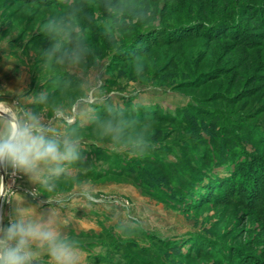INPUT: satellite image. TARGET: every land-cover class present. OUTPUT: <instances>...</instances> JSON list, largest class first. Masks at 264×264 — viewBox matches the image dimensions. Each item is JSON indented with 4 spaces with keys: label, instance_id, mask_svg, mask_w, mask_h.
<instances>
[{
    "label": "rangeland",
    "instance_id": "obj_1",
    "mask_svg": "<svg viewBox=\"0 0 264 264\" xmlns=\"http://www.w3.org/2000/svg\"><path fill=\"white\" fill-rule=\"evenodd\" d=\"M98 2L91 11L100 24L106 13ZM147 2L151 16L117 37L121 53L98 28L85 29L104 58L106 84L125 107L136 78L131 58L144 60L139 115L151 118L156 144L133 158L86 131L78 169L85 177L78 178L94 186L93 209L103 219L78 239L86 264H264V20L241 14L256 9L264 17V0ZM63 6V0H0V41L12 37L0 47L1 101L42 90L47 74L39 49L48 42L39 27ZM219 16L233 20L225 25L229 35L169 40L197 18ZM70 95L57 99L66 103ZM0 176L6 181L3 170ZM73 186L69 179L60 191ZM118 224L125 230L117 232Z\"/></svg>",
    "mask_w": 264,
    "mask_h": 264
},
{
    "label": "clouds",
    "instance_id": "obj_2",
    "mask_svg": "<svg viewBox=\"0 0 264 264\" xmlns=\"http://www.w3.org/2000/svg\"><path fill=\"white\" fill-rule=\"evenodd\" d=\"M102 3L106 16L100 24L91 11L93 6L99 8L98 0H63L61 10L44 16L39 31L48 46L39 49L40 66L47 74L42 90L28 96L21 90L20 99L12 104L0 101V170L27 176L38 185L29 195L45 194L47 203L55 205L46 213L38 212L0 176V197L10 204L15 201L7 226L0 214V264H86L82 245L70 231L73 206L90 209L97 200L94 186L77 175L86 159V131L90 129L111 152L133 158L156 147L151 118L139 115L144 60L131 58L129 66L136 78L130 81L126 95L131 103L125 107L120 92L106 84L104 58L94 38L85 33L95 26L109 48L121 53L117 37L145 22L151 6L147 0ZM11 38L0 41V47H8ZM65 93H72L66 103L57 99ZM69 179L73 190L64 194L60 186ZM124 230V224L117 225V232Z\"/></svg>",
    "mask_w": 264,
    "mask_h": 264
},
{
    "label": "crops",
    "instance_id": "obj_3",
    "mask_svg": "<svg viewBox=\"0 0 264 264\" xmlns=\"http://www.w3.org/2000/svg\"><path fill=\"white\" fill-rule=\"evenodd\" d=\"M78 174L79 171L77 172V175ZM4 184L6 186H10L13 192L24 197L25 205L31 204L37 206L38 212L46 213L50 209V207L55 206L47 203V196L45 194H41L35 198L29 195L30 191L38 188V185L31 183L28 177L24 176L23 174L18 173L17 178H14L11 175V169H9L8 172L6 173V181H4ZM68 193H64V194H68ZM0 206H1L0 214L3 215V224L7 226L9 222L10 214L13 212L15 206V201H13L10 204L7 201H5L2 197H0ZM70 215L72 220L70 231L71 234L75 236L77 239H80L83 233H88L91 232L92 230L96 232L97 224H100V222L103 221V219L97 217L93 209V206L90 209H77L75 208V206H73V210ZM84 253L87 260L88 253L86 254L85 251Z\"/></svg>",
    "mask_w": 264,
    "mask_h": 264
},
{
    "label": "trees",
    "instance_id": "obj_4",
    "mask_svg": "<svg viewBox=\"0 0 264 264\" xmlns=\"http://www.w3.org/2000/svg\"><path fill=\"white\" fill-rule=\"evenodd\" d=\"M224 1L226 3V6L230 5L228 0H224ZM230 8L234 9L233 7H230ZM224 9H226V8H224ZM260 11L256 10V9L254 11H247L246 10V11H243L241 14L247 15L249 17H253V18H255V19L259 20V21H262V20H264V17L261 16L262 12H260ZM223 12H225V11H223ZM227 17L225 18V17H220L219 16L216 19L209 18L210 20L209 19L201 20V19L197 18V19H195V21L190 22V24H188L187 26L183 27L184 29L180 33H179V31H177L174 34L170 35V39L169 40H172V41H174L175 39H179L180 40V39H183V38H187L188 36H198V35H204V36H206V37H208L210 39L217 40V39L221 38L224 35H229L230 34V28H228V29H227V27L225 28V25L228 24V21L232 22V23H234V22H233V20L230 17H228V18ZM225 21H227V22H225ZM153 30H156V29H153ZM154 32L156 33V31H154ZM151 33L149 32V30H147L144 33V36H148ZM176 33H178V34L176 35ZM86 173H87V171L84 173V175ZM108 174L109 175H113L112 173H108ZM121 175H120V177H121ZM99 176H102V175H98V177ZM78 177L79 178L85 177V176H82V171L79 172ZM259 179H261V178H259ZM216 183H217V181L215 182V184ZM223 186H225V185H223Z\"/></svg>",
    "mask_w": 264,
    "mask_h": 264
}]
</instances>
